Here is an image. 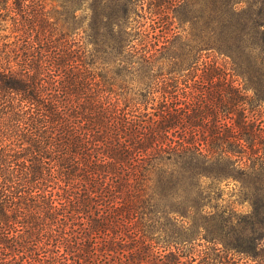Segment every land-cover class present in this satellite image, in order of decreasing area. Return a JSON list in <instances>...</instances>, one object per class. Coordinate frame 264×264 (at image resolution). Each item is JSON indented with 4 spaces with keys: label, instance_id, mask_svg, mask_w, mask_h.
I'll list each match as a JSON object with an SVG mask.
<instances>
[{
    "label": "trees",
    "instance_id": "16d2710c",
    "mask_svg": "<svg viewBox=\"0 0 264 264\" xmlns=\"http://www.w3.org/2000/svg\"><path fill=\"white\" fill-rule=\"evenodd\" d=\"M83 2L0 0V264H264L263 193L214 186L264 171V0L140 46L130 0Z\"/></svg>",
    "mask_w": 264,
    "mask_h": 264
},
{
    "label": "rangeland",
    "instance_id": "374dc122",
    "mask_svg": "<svg viewBox=\"0 0 264 264\" xmlns=\"http://www.w3.org/2000/svg\"><path fill=\"white\" fill-rule=\"evenodd\" d=\"M109 0H84L80 4L77 14L80 17V22L83 27L87 28L88 21L92 15L103 14L109 11L112 7L108 6ZM243 4L245 8H251L248 10L253 16L257 17L259 13V7L262 6V0H245ZM125 2V1H124ZM73 3V2H72ZM210 0H130L129 5V18L126 22L127 29L133 31L134 39L130 43L135 46H140L141 35L149 33V43H153L155 40L153 36L155 34H165L169 38L172 35L180 34L187 30L188 27L195 24L199 20V17L203 15L205 19L210 14ZM77 5V2H75ZM239 6H242L239 4ZM58 8H61L60 6ZM117 9V8H116ZM188 19V22L186 21ZM193 20V22L190 20ZM89 32V31H88ZM167 32V33H165ZM158 38V37H157ZM166 40V38H158L159 44ZM246 46L249 45L248 54L245 53L244 59L241 60L245 66H249L250 70L246 72L245 77L237 76L236 82L240 85H244L248 88H252V83L249 81L250 78L256 79L258 73L263 71H256V66L261 61V57L256 59V55L260 53L256 49L258 40L255 38H247ZM251 51V52H249ZM255 63V64H253ZM166 76V75H163ZM195 79L189 81L191 84ZM251 89L249 93H251ZM217 189L222 190V198L218 200L219 210H230L234 214H241L243 216L250 210V201L247 198L253 199L254 197H260L264 195V171L255 170L253 173H247L240 175L236 171L232 172V178L225 181L214 183Z\"/></svg>",
    "mask_w": 264,
    "mask_h": 264
}]
</instances>
